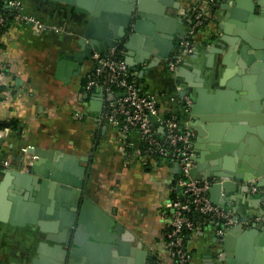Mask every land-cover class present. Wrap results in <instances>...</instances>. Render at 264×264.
<instances>
[{
	"label": "crops",
	"instance_id": "obj_1",
	"mask_svg": "<svg viewBox=\"0 0 264 264\" xmlns=\"http://www.w3.org/2000/svg\"><path fill=\"white\" fill-rule=\"evenodd\" d=\"M177 1L181 5L177 13L182 16L196 2ZM23 2L27 12L50 27L36 33L28 25L13 22L0 33V61L7 69L9 80V84L0 89V122L15 121L17 125L13 128L11 124L12 133L0 141V183L10 168L22 164V171H27L25 165L38 159L30 148L38 147L51 160L57 159L62 165L75 166L77 160V165L85 169L82 179L86 183V196L120 223L124 234L129 235L122 240L129 245L125 247L128 253L119 256L133 260L140 256V263L134 261V264H175L165 246L164 233L170 225L165 205L172 197L182 196V191L177 189L178 164L152 156L129 157L122 150L117 129L99 122L102 95L83 88L86 74L93 69L91 59L85 57L79 62L75 58L64 59L65 55H75L86 49L80 38L87 16L76 9V4L60 0ZM220 4L221 1H217L212 8L211 21L197 32L195 50L185 55L176 74L169 71L167 60L178 46L172 49L168 58H161L154 65L150 66V63L159 57L158 54H151L145 62L137 63L138 70L134 71L139 84L144 91L160 95L162 114L176 113L192 121V107L198 101L199 88H205L201 110L224 104L230 106L239 101L251 110L253 103L264 97V68L251 71L240 54L236 60L230 59V66L223 64L224 58L230 54L227 53V43L221 39L225 33L220 24L230 23L233 30L237 27L223 17L219 23L217 17L222 11L217 9ZM249 4L246 1L239 10L246 13L248 21L251 16L253 24L257 25V20L264 18L251 10ZM182 19L179 27L186 30L184 17ZM211 48L215 49L212 53ZM133 49L137 53L144 47L143 44L136 45ZM228 83L237 86L234 89L236 96L228 94L233 90ZM187 96L192 99L189 107ZM253 113L260 114L258 111ZM251 135L258 139V136ZM231 142L238 143L236 140ZM205 145L207 150L199 149L198 152L203 163L212 164L221 158H207L212 152L207 146L209 143ZM253 156L256 155L248 157ZM238 160L250 165L241 157ZM238 160L234 158L236 164ZM206 173V168L201 169L198 177L208 178ZM246 186L235 180V186L224 191L223 196L229 200L225 207L245 217L242 225L249 230L251 223L262 219L254 213H261L264 208V188L259 186L260 191L254 193L249 189L251 184H248V190H244ZM50 193L51 188H48L45 197H50ZM248 198L255 203L249 204ZM24 209L22 206L13 216L10 210L0 211V264H29L40 254L37 248L44 233L38 225L26 221L29 214ZM196 223L201 229L190 231L186 236L195 264H228L227 259L246 261L256 244L236 236L231 249H226L205 216L196 217ZM89 253V259L96 262L105 260L108 255L97 247V242Z\"/></svg>",
	"mask_w": 264,
	"mask_h": 264
},
{
	"label": "water",
	"instance_id": "obj_2",
	"mask_svg": "<svg viewBox=\"0 0 264 264\" xmlns=\"http://www.w3.org/2000/svg\"><path fill=\"white\" fill-rule=\"evenodd\" d=\"M60 1L76 4V9L87 16L80 38L81 45L86 49L75 55H65L64 59L75 58L79 62L85 57L91 58L93 52L100 51L102 47L105 50L122 42L126 49L125 60L133 70H138L137 63L145 62L151 54H158L159 57L150 66L161 58H168L172 49L180 45L179 39L186 34V30L179 27L183 23V16L177 13L181 6L177 0ZM217 1H221L217 11H222L217 17L219 23L223 17L237 27L233 30L230 23L220 24L225 33L221 39L227 43V53L230 54L224 58L223 64L230 66V59L236 60L240 54L251 71L264 68V19L257 20V25H254L252 17L251 21L245 20L246 13L239 10L247 1L250 2L248 7L264 18V0ZM142 44L144 49L135 53L133 48ZM214 50L211 48L210 52ZM207 56L211 58V54ZM241 65L244 67L243 63ZM228 85L233 88L228 94L236 96L234 89L237 86L232 83ZM204 92L205 88L198 89V101L192 107L191 125L198 133L195 143L196 167L192 169V174L198 177L200 170L206 168L207 177L218 178L210 189V196L216 204L226 206L229 200L223 196V192L231 190L235 180L242 182L243 186L247 185L243 187L244 190H248V184L252 183L264 188V97L254 102L251 110H247L241 101L230 106L224 104L201 110ZM113 98L111 94L110 99ZM254 111L260 114H254ZM3 125L10 126V123L4 122ZM251 134L258 136L261 142ZM3 139L0 138V141ZM221 141L223 143L219 145ZM208 143L212 154H208L207 158L221 157L212 164L203 163V157L200 153L198 155L199 149L207 150L205 144ZM29 150L38 159L25 165L27 171H22V164L10 168L0 183V211L10 210L13 216L23 206L29 214L26 221L38 225L44 233L37 248L40 254L32 258L29 264L140 263V256L136 260L119 256L128 253L125 247L129 245L122 240L129 235L124 234V227L120 223H116L113 217L86 196V183L82 179L85 169L77 165V160L75 166L62 165L57 159L51 160L38 147ZM251 154L256 156L248 157ZM239 157L250 165L239 162ZM48 188H51V193L46 198ZM177 189L180 191V187ZM247 201L249 204L254 202L250 199ZM254 214L262 219L251 223L249 230H245L242 223L234 224L228 230L227 238L223 240L226 249H231L236 236L256 242L246 261L227 259L228 264H264V208L261 213ZM238 219L242 221L246 218L238 216ZM95 242L98 248L107 252L105 260L96 262L89 259V250ZM147 257L150 258V254Z\"/></svg>",
	"mask_w": 264,
	"mask_h": 264
},
{
	"label": "built area",
	"instance_id": "obj_3",
	"mask_svg": "<svg viewBox=\"0 0 264 264\" xmlns=\"http://www.w3.org/2000/svg\"><path fill=\"white\" fill-rule=\"evenodd\" d=\"M216 2L196 0L183 12L186 34L180 39L178 50L167 60L170 72L176 74L185 55L194 52L191 38H195L197 32L211 21ZM13 22L28 25L36 33L50 27L27 12L23 0H0V28ZM90 59L93 69L86 74L83 88L102 93L103 108L98 120L117 129L122 150L129 157L152 156L178 164L177 188L180 187L182 196L172 197L165 205L170 218V225L164 233L165 246L175 264H195L185 236L190 231L201 229L196 217L205 216L208 219L220 242L234 224H244L245 220L240 221L232 210L212 201L210 189L218 178H200L192 174V169L196 167V129L192 127L191 120L176 113L164 115L160 112V95L144 91L137 73L125 60V49L114 46L94 51ZM4 66L0 61V89L9 84ZM111 94L113 99H110ZM186 103L188 107L191 105V97H186ZM11 133L10 126L0 127V138H6ZM251 191L258 193L259 186L252 183ZM190 213L194 214V219Z\"/></svg>",
	"mask_w": 264,
	"mask_h": 264
},
{
	"label": "trees",
	"instance_id": "obj_4",
	"mask_svg": "<svg viewBox=\"0 0 264 264\" xmlns=\"http://www.w3.org/2000/svg\"><path fill=\"white\" fill-rule=\"evenodd\" d=\"M5 29H6V26H2V27L0 28V33L2 32V30H5ZM194 39H195L194 37L191 38L192 41H194ZM179 47H180V45L178 46V48H179ZM117 48H118V49H123V44L120 43L119 45H117ZM179 116H181V115H179ZM9 123H10V126H11V124H12V127H13V128H17V125H16V122H15V121H11V122H9ZM2 126H4V125H3V123L0 122V127H2ZM190 216H191L192 219H194V214H193V213H190ZM186 236H187V234H186ZM186 236H185V237H186Z\"/></svg>",
	"mask_w": 264,
	"mask_h": 264
},
{
	"label": "flooded vegetation",
	"instance_id": "obj_5",
	"mask_svg": "<svg viewBox=\"0 0 264 264\" xmlns=\"http://www.w3.org/2000/svg\"><path fill=\"white\" fill-rule=\"evenodd\" d=\"M245 20H248L247 18H245Z\"/></svg>",
	"mask_w": 264,
	"mask_h": 264
}]
</instances>
